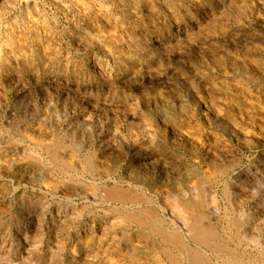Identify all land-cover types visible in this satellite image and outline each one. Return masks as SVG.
I'll return each instance as SVG.
<instances>
[{"label": "rangeland", "instance_id": "rangeland-1", "mask_svg": "<svg viewBox=\"0 0 264 264\" xmlns=\"http://www.w3.org/2000/svg\"><path fill=\"white\" fill-rule=\"evenodd\" d=\"M183 247L264 264V0H0V264Z\"/></svg>", "mask_w": 264, "mask_h": 264}, {"label": "bare ground", "instance_id": "bare-ground-1", "mask_svg": "<svg viewBox=\"0 0 264 264\" xmlns=\"http://www.w3.org/2000/svg\"><path fill=\"white\" fill-rule=\"evenodd\" d=\"M13 46V45H12ZM120 192V191H119ZM119 198V197H118ZM188 202V201H187ZM190 204V203H189ZM198 204V203H197ZM192 205V203H191ZM193 206V205H192ZM182 209V208H181ZM196 209V208H195ZM188 210V209H187ZM190 211V210H189ZM193 211V210H191ZM197 212V211H196ZM149 216V215H148ZM160 219V218H159ZM144 224V223H143ZM139 225H141L139 223ZM235 225V224H234ZM191 227V226H190ZM191 229V228H190ZM194 229V228H193ZM199 229V228H198ZM163 231V230H162ZM193 231V230H192ZM197 231V230H196ZM164 232V231H163ZM194 232V231H193ZM192 233V232H191ZM199 233V232H198ZM167 235V234H166ZM165 235V236H166ZM194 235V234H193ZM219 234L212 230L211 228L208 229V230H203L200 232L199 235L196 234V236L193 237V239L198 242V243H201L202 241H206V240H209L211 241V239L215 242V247L216 249L215 250H218V251H221V249L223 250V242L221 241V238L218 236ZM165 236L163 235L162 237L165 238ZM169 236V235H168ZM168 236L166 237L167 240L169 239ZM175 239L178 240L177 236L176 235H172ZM181 236V235H180ZM170 237V236H169ZM237 237V236H236ZM239 238V237H238ZM180 239V238H179ZM166 241V240H164ZM213 241H211L213 243ZM184 244L182 243V246ZM211 245V244H210ZM214 245V244H213ZM181 246V245H180ZM226 246V245H225ZM221 248V249H219ZM227 248V247H226ZM225 248V249H226ZM213 249V248H212ZM224 249V250H225ZM165 250V249H164ZM182 253H183V256H184V260L186 262H188L189 264H210L208 262V260L205 259V257L203 255H201L199 252L197 251H191L190 249L188 248H182ZM217 252V251H216ZM234 253V252H233ZM169 258V257H168ZM234 258V257H233ZM232 258V259H233ZM240 259V258H239ZM238 260V259H236ZM239 261V260H238ZM241 262V261H240ZM243 262V261H242Z\"/></svg>", "mask_w": 264, "mask_h": 264}]
</instances>
